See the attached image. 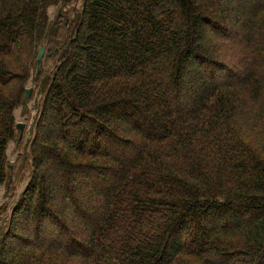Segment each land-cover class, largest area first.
I'll list each match as a JSON object with an SVG mask.
<instances>
[{"label": "trees", "instance_id": "1", "mask_svg": "<svg viewBox=\"0 0 264 264\" xmlns=\"http://www.w3.org/2000/svg\"><path fill=\"white\" fill-rule=\"evenodd\" d=\"M67 1L0 0V185L55 61L0 264H264V0Z\"/></svg>", "mask_w": 264, "mask_h": 264}, {"label": "rangeland", "instance_id": "2", "mask_svg": "<svg viewBox=\"0 0 264 264\" xmlns=\"http://www.w3.org/2000/svg\"><path fill=\"white\" fill-rule=\"evenodd\" d=\"M82 2L83 0H69L65 4L49 6L47 9V16L50 21L55 19L58 14L61 16L62 21L71 19L81 10ZM63 33H65V31H61V34ZM42 47L44 48V54L39 72L41 71V76L44 78L52 73L51 71L54 68L55 61L49 56L48 46L44 44ZM35 67L26 84V88L31 89L29 98L14 112L15 123L19 122L24 124L22 137L18 139L19 133L16 132L15 138L9 142L6 149L8 178L0 185V229H3L5 223H7L14 203L21 195L30 178L31 157L28 151V145L33 136L34 122L37 117L36 106L41 99V94L38 92V84L33 81L36 75ZM242 67L243 65H241V68Z\"/></svg>", "mask_w": 264, "mask_h": 264}, {"label": "water", "instance_id": "3", "mask_svg": "<svg viewBox=\"0 0 264 264\" xmlns=\"http://www.w3.org/2000/svg\"><path fill=\"white\" fill-rule=\"evenodd\" d=\"M43 54H44V48L40 47L39 50H38V53H37V58H36L35 73L39 72V67H40L41 62H42ZM30 90H31L30 88H26L25 89V93H24L25 100H27L29 98ZM23 129H24V124L16 122V130L19 133L18 139H21L22 133H23Z\"/></svg>", "mask_w": 264, "mask_h": 264}]
</instances>
